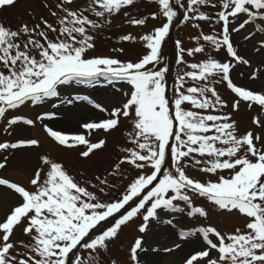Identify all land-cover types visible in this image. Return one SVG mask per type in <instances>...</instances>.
Segmentation results:
<instances>
[{"label":"snow or ice","instance_id":"6c2138e0","mask_svg":"<svg viewBox=\"0 0 264 264\" xmlns=\"http://www.w3.org/2000/svg\"><path fill=\"white\" fill-rule=\"evenodd\" d=\"M140 2L42 0L47 16L29 12L32 23L16 29L0 22V123L5 133L39 122L56 145L77 152L81 160L108 150V136L121 137L103 173H73L65 160L39 153L27 186L0 179V187L13 198L0 217V264H120L110 254L122 246L128 229L138 235L128 246L126 264H160L161 249L149 246L146 237L157 227L174 228L176 214L243 220L231 231L209 223L170 233V240L181 242L163 252L190 248L181 264H264V88L234 82L237 75L244 77L235 71L241 65L254 67L250 82L264 81V0H147L155 10L146 15L139 14ZM17 3L0 0V10ZM206 7L216 10L214 15L202 10ZM178 13L198 32L190 37L193 47L175 41L176 63L184 69L170 89L163 48ZM121 16L132 26L162 23L139 36L145 51L137 60L91 55L97 35ZM199 22L219 30L205 34ZM241 35L243 41L237 39ZM120 40L135 43L137 37L125 34ZM112 51L123 54L124 48ZM221 51L223 61L212 55ZM197 55L204 58L185 59ZM101 80L130 86L125 101L111 111L87 96H62L68 87ZM220 85L234 96L231 111H225L229 103ZM53 100L58 101L53 108L87 101L104 118L83 123V132L65 133L43 123L58 118L56 112L35 119L8 116ZM241 105L261 109L252 118L254 128L244 132L233 118ZM39 147L37 138L0 142V152L13 154ZM3 161L0 169L9 156ZM196 199L204 204L197 206ZM18 232L26 239H17Z\"/></svg>","mask_w":264,"mask_h":264},{"label":"rangeland","instance_id":"374dc122","mask_svg":"<svg viewBox=\"0 0 264 264\" xmlns=\"http://www.w3.org/2000/svg\"><path fill=\"white\" fill-rule=\"evenodd\" d=\"M78 2L83 3L84 0H78ZM139 14L146 15L155 10V5L148 4L147 0H141L138 5ZM203 11L214 15L216 10L211 8H202ZM183 9H180L182 12ZM29 12H32L37 17L40 15L47 16L46 10L42 7V0H18L15 7L8 8L5 10H0V22L5 26H11L13 29L19 27L22 23L28 22L32 23V19L29 16ZM51 20V17H48ZM162 23L161 20H149L145 27L132 26L126 23L124 17L115 18L113 26L105 29L103 32L99 33L96 38V49L92 51L91 55H103V56H115L121 60H137L138 54L143 53L145 49L143 48V43L138 39L140 35L147 33L153 27L159 26ZM201 28L205 34H211L213 31H218L219 26L217 25L215 29L207 22H199ZM175 27L171 32L169 39L166 41L163 48V55L165 57V63L168 64L170 72L167 77L169 88L174 84L175 77L178 71L184 69L183 65H177L176 63V48L175 41L177 39L182 40L185 47L195 46V42L190 39L191 36L197 34L198 30L193 29L189 23L183 21L182 16L178 13L176 21H174ZM253 28H249L248 31H253ZM125 34H132L137 37V41L133 42H121L120 37ZM245 32L243 35H247ZM243 35L237 37L238 40L243 41ZM256 41H252L248 46L247 51L251 52L252 45ZM124 48V53L113 52L114 48ZM219 60L225 59V53L221 51L220 53L212 52ZM204 57L197 55L195 58L185 57L189 62H196ZM163 66V65H161ZM237 73L243 71L244 77L241 78L239 75L236 76L234 82L238 84L247 85L248 87H258L264 88V81L250 82L248 80L249 74L254 71V67L249 66H238L235 70ZM172 79V80H171ZM171 80V81H170ZM129 85L124 82H114L108 84L101 80L94 84H81L73 85L62 91V96H66L71 99L73 96H87L95 103L102 105L105 109L111 111L113 107L121 105L125 101L123 95L124 92L129 90ZM119 89V91L117 90ZM218 91L221 93L222 97L228 101L229 108L225 111H231V103L234 99L233 94L224 85L218 86ZM58 103V101H50L44 106H24L21 110L8 113L9 118L15 115L25 116L27 118L35 119L37 115L45 112H56L58 118L54 120H45L43 123L49 124L54 130H60L65 133H78L84 130L80 127L83 123L89 120H98L104 118V113L99 110L94 109L87 101H74L71 105H61L59 108H53L52 104ZM88 109V110H86ZM261 109L259 107H254L252 110H247L246 105H241L238 112L233 113V118L239 122V127L241 132L250 130L254 128L252 124V118L255 114L260 113ZM3 125L0 123V142H17L19 140H27L31 138H37L40 141L39 148H33L27 151H15L11 152H0V162L3 161L5 155L9 156V161L4 169H0V179H8L13 182H19L28 185V181L31 177V165L36 161L37 155L39 153L49 154L53 158L65 160L67 166L73 171V173L80 170H85L88 175L94 173H103L106 168L109 167L111 160L114 158L112 147L113 145L120 142L121 137L119 133L112 136H108L109 141L108 150L99 153L92 160H81L78 157L77 152H67L56 145L51 138L47 135L42 125L38 122L34 127L25 126L21 124L15 127L12 135H8L3 131ZM93 139H95V134H93ZM191 175L197 176V178L203 179V177L197 173L192 172ZM214 179V177H213ZM12 197L10 193L3 190L0 187V217H2L8 207L12 202ZM195 204L201 206L204 204L202 199H196ZM216 225L221 230L231 231L235 226H242L243 220L238 217H221L215 214L206 221L203 218L197 220L196 218L188 217L186 214H176L174 228L166 229L164 227H157L153 230L150 236L146 237L149 246H156L161 249L157 259L160 264H181L185 255L190 251L189 247H184L181 250H177L171 254L163 252V248L172 247L173 243H180V240H170L169 234H175L179 230H190L193 226L196 227L204 226L206 224ZM138 235L134 229H128L122 238V246L116 245L113 247L111 252V257L115 258L120 262V264H126L128 258V246L132 243L134 238ZM17 239H26L21 233H17Z\"/></svg>","mask_w":264,"mask_h":264},{"label":"bare ground","instance_id":"6f19581e","mask_svg":"<svg viewBox=\"0 0 264 264\" xmlns=\"http://www.w3.org/2000/svg\"><path fill=\"white\" fill-rule=\"evenodd\" d=\"M86 110H88V109H86ZM89 111V110H88ZM90 112V111H89Z\"/></svg>","mask_w":264,"mask_h":264},{"label":"water","instance_id":"95a60500","mask_svg":"<svg viewBox=\"0 0 264 264\" xmlns=\"http://www.w3.org/2000/svg\"><path fill=\"white\" fill-rule=\"evenodd\" d=\"M171 80H172V79H171ZM171 80H170V81H171Z\"/></svg>","mask_w":264,"mask_h":264}]
</instances>
